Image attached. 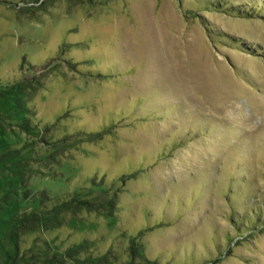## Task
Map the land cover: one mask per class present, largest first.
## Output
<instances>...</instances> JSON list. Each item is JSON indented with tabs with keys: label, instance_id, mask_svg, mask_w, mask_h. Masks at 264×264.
<instances>
[{
	"label": "rangeland",
	"instance_id": "1",
	"mask_svg": "<svg viewBox=\"0 0 264 264\" xmlns=\"http://www.w3.org/2000/svg\"><path fill=\"white\" fill-rule=\"evenodd\" d=\"M0 264H264V0H0Z\"/></svg>",
	"mask_w": 264,
	"mask_h": 264
}]
</instances>
